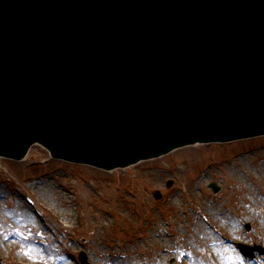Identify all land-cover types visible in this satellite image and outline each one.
Here are the masks:
<instances>
[{
  "label": "water",
  "instance_id": "obj_1",
  "mask_svg": "<svg viewBox=\"0 0 264 264\" xmlns=\"http://www.w3.org/2000/svg\"><path fill=\"white\" fill-rule=\"evenodd\" d=\"M259 135L264 0H0V156L111 170Z\"/></svg>",
  "mask_w": 264,
  "mask_h": 264
},
{
  "label": "rangeland",
  "instance_id": "obj_2",
  "mask_svg": "<svg viewBox=\"0 0 264 264\" xmlns=\"http://www.w3.org/2000/svg\"><path fill=\"white\" fill-rule=\"evenodd\" d=\"M259 160H264V137L189 146L112 172L53 160L45 149L35 145L20 162L0 158V208L3 209L0 224L6 227L11 222L16 223L17 217L10 209L17 194L27 197L29 182L48 178L59 188L40 206L42 218L51 221L53 213L65 208V198L71 199L74 205L71 208L73 217L61 219L64 224L72 225L70 229L51 228L49 233L38 238L42 252L51 244L57 251L67 253L71 264H80L79 252H84L93 264H107L106 254L126 255V247L133 245L143 250V256L149 261L158 258L159 264H171V259L174 264H196L199 261L196 253L201 250L199 245L193 244L194 248L189 250L176 247L179 237L176 229L177 214L186 216L182 210L195 211L198 202L193 197H198L214 204L229 217L231 223L222 221L219 216L215 219L222 226L223 236L230 241L232 254L240 264H264V255L249 259L237 246L242 242L264 248V183L257 182L258 173L253 169ZM239 161L249 162L250 169L240 171L236 166ZM238 173L245 178L248 188L259 195L257 201H262L251 210L238 202V192L233 190L234 176ZM169 180L173 185L166 189ZM197 183L199 185L194 187ZM210 183L220 187L219 193H213ZM82 188L89 192L84 202L77 200ZM155 190L162 193L159 201L152 197ZM41 213L37 212V216ZM82 214L85 216L81 217ZM100 219L103 227L98 226ZM157 220L164 231L150 239ZM247 223L251 225L250 231L245 229ZM215 235L222 237L221 232ZM35 263L34 257L19 258L14 248L7 244L0 251V264ZM204 264L211 262L204 261Z\"/></svg>",
  "mask_w": 264,
  "mask_h": 264
},
{
  "label": "bare ground",
  "instance_id": "obj_3",
  "mask_svg": "<svg viewBox=\"0 0 264 264\" xmlns=\"http://www.w3.org/2000/svg\"><path fill=\"white\" fill-rule=\"evenodd\" d=\"M236 166L240 171H248L250 169L249 162L247 161H239ZM253 169L258 173L257 182L264 183V160L257 161ZM198 185L199 183L193 184L194 187ZM58 188L59 185L53 184L48 178H43L40 181H31L28 183L27 197L20 193L17 194L16 201L13 204L14 206L10 209L14 211L17 222H11L6 227L0 224V242L2 243L0 251H2L3 245L7 244V246L14 248L15 253L21 259L34 257L36 260L35 264H71L67 253L57 251L51 244L44 247V252H42L38 241V238L43 234L49 233L51 228L66 230L72 227V225H66L61 221V219H70V217H73L71 208L74 204L68 198L64 199L65 205L63 207L65 208L62 210L58 209L57 212L53 213L54 216L51 221H45L42 218L43 213H41L40 206ZM233 190L234 192H238V202L244 203L247 210L253 209V205L258 202L262 203L260 199L257 201L259 195L248 188L245 178L239 173L234 176ZM192 191L194 193V190ZM87 194H89L88 189L82 188L77 200L84 202ZM1 195L2 190L0 188V197ZM193 200L198 202V208L195 211L191 209L186 211L182 210L186 216L177 214L179 222L176 230L179 233V237L176 240V247L189 250L194 248L193 244L199 245L201 250L199 254L196 253L199 259L196 264H204V261H210L211 264H240L239 259L232 254L233 250L230 241L223 236L225 232L222 226L215 219V216H219L222 221L231 223L229 217L224 215L221 210H218L214 204L208 201L200 200L198 197H193ZM2 210L0 208V211ZM247 210L245 212L249 214ZM37 212L41 214L37 216ZM84 216L82 214L81 217ZM97 216L101 218L100 215ZM101 220L98 221L99 227L104 226L102 223H99ZM153 226L154 228L150 233V239L161 235L164 231L162 223L158 220ZM44 230H47V232ZM219 232L222 233V237L215 235ZM126 253V255L106 254L104 259L107 264H159L158 258H153L156 261L147 260L143 256V250L135 246L133 247V245L126 247Z\"/></svg>",
  "mask_w": 264,
  "mask_h": 264
}]
</instances>
